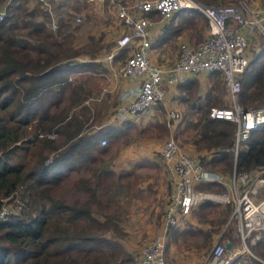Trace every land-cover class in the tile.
<instances>
[{"label":"trees","instance_id":"trees-1","mask_svg":"<svg viewBox=\"0 0 264 264\" xmlns=\"http://www.w3.org/2000/svg\"><path fill=\"white\" fill-rule=\"evenodd\" d=\"M47 1L50 3V0ZM196 1L219 5L236 0ZM25 2L0 0L3 7L0 19V205L5 199L17 198L21 201L18 211L0 220V264H110L112 259L113 264H117L114 258L118 256L121 258L118 262L130 261L131 256L119 242L104 235L110 226L115 237L119 226L117 214H113L115 211H103L108 204L102 203L97 193L99 180L114 173L100 166L101 158L97 156L105 153L106 146L99 141L101 138L105 142L116 139L136 119L148 117L160 102L152 103L124 120L99 125L91 131L85 130L82 125L87 120L88 107L82 100L89 92L79 85L81 81L74 82L68 76L69 72L77 71L76 76L80 75L86 82L93 74L94 66L89 61L71 62L69 58L79 54L77 50L73 53L52 51L50 44L56 41L55 36L62 35L67 25L60 22V27L52 33L46 26L47 12L42 2L35 0V8H27L23 5ZM19 12L26 17L22 19L23 33L16 23ZM38 15L39 19H36ZM175 17H198L206 22L203 14L196 9L175 11L167 24H171ZM175 34L177 30L173 32ZM205 73L209 78L215 77L216 85L222 82L218 71ZM237 79L240 83L236 95L238 103L243 107L264 105V44L258 52H249L248 62ZM171 87L175 88V96L180 103H188L189 108L196 112L184 128L190 136L183 137L182 141L192 144L197 153L196 160L201 165L229 175L234 164L235 171H246L251 175L259 173L264 177V122L251 130L233 161L234 123L210 118L207 114L210 105L222 106L220 101L211 95L210 90L205 93V105L193 101L196 99L194 92L199 87L197 74L187 75ZM65 91L68 94L63 100ZM171 122L170 126H175L174 121ZM80 167L90 172L88 176L78 175L72 181L73 186L83 192L82 199L76 197L67 202L51 194L68 172ZM128 173L125 170L121 175ZM171 186L161 212L162 224ZM193 186L199 191L222 189V185L213 187L206 181H194ZM205 199L192 204L186 213L177 211L175 222L166 229V236L177 232L181 221L195 204L214 206L206 203ZM230 209L231 204H227L225 213L227 210L230 213ZM95 212L101 214L103 220L94 216ZM80 221L84 228L76 226ZM212 231H207V234ZM256 244H261L264 252V232H260ZM103 252L107 256L100 263L99 253ZM90 254L93 255L87 260L82 259Z\"/></svg>","mask_w":264,"mask_h":264},{"label":"built area","instance_id":"built-area-1","mask_svg":"<svg viewBox=\"0 0 264 264\" xmlns=\"http://www.w3.org/2000/svg\"><path fill=\"white\" fill-rule=\"evenodd\" d=\"M39 1L50 13L48 1ZM116 4V15L123 31L116 38L114 48L129 51L115 73L126 79L129 85L118 92L111 118L121 121L152 103L161 102L164 95L162 82L173 85L187 75L218 71L228 104L209 106L207 114L210 118L234 123V161L239 146L249 138L251 130L264 122V105L243 107L236 99L240 89L237 75L248 62V36L257 33L264 39V2L257 5L250 0H236L228 4L208 5L194 0H135L129 5ZM181 8L196 9L203 14L207 27L205 37L196 45L179 42L171 65L164 67L153 63L149 59L148 28L154 21L149 16L155 15L159 21H164ZM2 16L3 11L0 10V19ZM74 20L79 22L80 17L75 16ZM56 25L51 21L49 26L55 28ZM111 57L109 54L108 59ZM177 115L172 111L168 113L169 118ZM99 142L104 144L105 139L101 138ZM158 154L162 159L173 161L171 168L176 178L168 194L162 228L143 245L135 257L137 264H166L164 244L167 227L175 222L177 211L186 213L202 198L231 204L228 220L233 222L242 247H245L250 233L264 232V194L257 197L260 188L264 187V177L235 171L233 164L225 182L221 173L202 168L195 157L183 153L172 137L162 143ZM194 181L217 182L223 184V188L217 192L194 190ZM5 200L0 205V220L12 212L10 206L3 205ZM13 201L14 205L20 206L19 199L14 198ZM224 253V243L214 242L207 254L208 263L228 264L229 259Z\"/></svg>","mask_w":264,"mask_h":264},{"label":"rangeland","instance_id":"rangeland-1","mask_svg":"<svg viewBox=\"0 0 264 264\" xmlns=\"http://www.w3.org/2000/svg\"><path fill=\"white\" fill-rule=\"evenodd\" d=\"M27 1L28 4H26ZM134 1L135 0H112V4L109 5L110 7H108L109 0L107 1L104 0L103 5L106 6H104L103 8L104 11L102 12L103 14L106 13L105 16L106 19H102L101 16L100 18H98L97 21L94 18V13H93L94 6L92 4L93 1L92 2L79 1L81 2L80 5L83 4V8L87 9L89 12L86 11L84 12L83 11L84 9L82 10L83 13L81 10H73L72 16L75 14L76 15L80 14L79 16H81L80 19L81 21L79 24H75L72 27H70V29L71 31H73V33L77 31H82L81 33L83 34V37L82 39L79 38V41H77V39H74L75 36L73 35L72 37H68L67 40L65 39V44L73 45L76 43H80L81 41L82 43L86 41L87 45H85L83 49H86L88 47L91 48L92 46L94 49H96L97 48L96 44L91 45V43H94L96 40H100L101 43H104V44H100L101 46H104V50L108 49L109 46H112L115 43L116 38L119 36L116 34L117 36L115 35L116 37L114 38L112 35L113 30L114 28H116L118 23L112 24L111 22H109L110 16L111 17L113 16L112 11L110 10H113L114 13L116 14L115 12L116 3L129 5ZM258 1H259L258 4L264 2V0H258ZM26 2L23 3V5H25L27 8L28 7L35 8L37 6L35 5L36 2L34 0L31 1L26 0ZM112 6L114 7L113 9ZM107 8L109 9V11H107ZM0 10L3 11L2 5H0ZM115 16L117 17V15ZM24 17L25 16H23L22 12H19L16 19L17 26L21 33H23L24 30V28L22 27V19H24ZM153 18L155 17L153 16ZM47 21L48 19H46L45 17L46 26H47ZM95 25L97 26L95 27ZM205 30H206V22H204L202 19L198 17H193L192 19H183L181 36H183L184 40L187 39L188 37L192 41L199 40L200 42L202 38L205 36ZM59 41H64V40L59 39ZM127 53H128L127 51L120 52L116 55L115 59H114L115 56L112 53V59H114L113 60L114 62L112 61V66L116 68L119 67V65L122 63ZM91 77H93V75H90V79H87L86 81L90 82L89 80H91V82L93 83L94 78ZM95 77L98 81H100L105 76L103 72L97 71ZM203 77L206 79V83L201 86L203 87V89H201V87H198V89H196V91L194 92V96L196 95V99L193 101L200 103V105L202 104L205 105L207 102L205 93L210 90L211 95L216 97L220 101V105H227L228 101L226 98L225 89L223 87L222 82H219V84L216 85L217 83H215V77L209 78L210 76L207 75ZM78 79H80V75L75 76L72 81L74 82L79 81ZM106 80L107 78L105 77V81ZM161 86L165 91L169 87H171V85H166L164 82L161 83ZM209 86H211L212 89ZM67 91H65V93L62 95L63 100H65V96L68 94ZM117 94L118 93L112 94L110 97L103 95V98H99V99L92 98V99H88L86 102L82 100V102H84L88 107L87 110L88 112L86 114L87 120L84 121L82 125L84 126L83 128L85 130L91 131L95 128L97 129L99 125L111 124L115 122V120H113L111 116L114 112V108L117 103ZM89 95L91 94L89 93ZM168 95L169 96L165 95L164 92L162 101L160 102L159 105H155V107L152 110V113L149 114L148 117L146 118L139 117L133 122L134 124H132L130 127L124 128V131L121 132L116 139L106 141L104 143V146H106L105 153L101 154L100 156H97L98 158L99 157L101 158L100 166L103 167V169H108V170L111 169L114 173L113 175L112 174L105 175V177L100 179L99 180L100 184L97 187V191H98L97 193L99 199L101 200L102 203L106 202L108 205L106 204L107 206H105L104 210L102 207H98V206L97 207L93 206V208L102 209L103 211L109 213L115 211V213L113 214H117L116 215V218L118 217L117 225L119 226L118 231L116 232L117 235L114 237L110 226L106 231H104V235L108 239L117 240L119 244L123 247V250L129 254L128 256L129 257L131 256L130 261H126V262L123 261L118 262L120 256L114 258V261L117 260V262L115 261L117 264H137L135 257L139 255L141 248L147 242V240L150 237H152L155 233H157L155 231L153 235L150 236L149 238L145 237L149 229L152 231V227H153L152 225L155 222L154 217L156 219V215H157L155 213H157L160 210L157 204L153 205L151 191H155L158 174L160 173L159 164L161 161L160 160L161 157L158 154V150L162 145V143L168 137H172L176 142V144L178 145L179 149L183 153L188 154L190 156H194L196 154L193 150V146L191 143L182 141L183 137L188 136L190 133V132L187 133L186 129L184 131L188 119H193L196 115V112L189 108L188 103H184V102L180 103V100L178 99V97L175 96V94H168ZM189 101L192 100L190 99ZM75 108L76 106L74 107V109ZM74 109L72 108V110ZM169 111L176 112L178 114L177 115L178 117L176 116L173 118H169L168 116ZM100 113L102 114V116ZM106 113L108 114V116L104 117ZM171 121H174L175 126L173 127L170 126V124L172 123ZM167 123L169 125H167ZM49 136L54 137L55 135L49 134ZM132 164L133 165L138 164V165L133 166ZM125 170L129 171V173L126 175H121V173ZM89 174L90 172H88V170L84 167L77 168V170L72 169L70 172L66 174V176L63 179H61L59 184L53 188L51 194L54 195L55 197H60L67 202H70L76 197L82 199L83 192L80 189L75 188L73 186L72 181L78 175L88 176ZM147 182L148 184L145 186L144 184ZM101 186H103L104 188L100 189ZM139 186L143 188L141 189L139 188ZM263 194H264V187H262V189H260V191L257 193V197H260ZM13 200L14 198L10 200L6 199L3 205L10 206L11 207L10 210L12 212H16L18 211V207L17 204L14 205ZM94 216H96L100 220H103L102 215L97 212L94 213ZM149 217L151 220H148ZM148 222H151L153 224L148 225L147 224ZM76 226L78 228L79 227L84 228V224L82 221L77 222ZM179 237L181 239L179 240L181 241L180 243L181 247L178 246L179 250L189 249L188 241L191 242L193 240L195 241L202 240L204 242V236L202 234H199L198 232L194 233L193 235H185L183 237L182 236ZM209 244L207 246L205 245L206 247L204 249V254L205 253L208 254V251L212 245ZM249 251L254 257L264 262V252H262V249L250 248ZM99 254L100 255L98 261H100L101 263L102 260L105 259L107 255L105 252ZM91 255L93 254H90L87 257H82V259L87 260V258H89ZM226 255L227 253H224L225 258L227 257ZM168 258H169L168 260L171 259L170 256ZM112 260H111L112 263L110 264H113Z\"/></svg>","mask_w":264,"mask_h":264},{"label":"crops","instance_id":"crops-1","mask_svg":"<svg viewBox=\"0 0 264 264\" xmlns=\"http://www.w3.org/2000/svg\"><path fill=\"white\" fill-rule=\"evenodd\" d=\"M31 1V0H30ZM35 1V0H34ZM79 1H93V6H94V18L97 21L98 18L102 16V19H106V13L103 14L102 11H104V6L103 2L104 0H50L49 6H50V13L46 10L47 16L46 19L47 21V26L50 29L51 32H54L60 25V22H65L67 27H64V31L61 36H55V42L50 44V48L52 51L60 50L64 51L67 50L71 53L74 52V50L79 51V54L74 55V57L69 58L71 62H78V61H89L92 66H94L93 69V77L94 82L92 83L91 80L90 82H85L82 81V78L80 77L81 82H79V85L83 88L84 91H88L91 95L88 94L87 98L84 99V102H86L88 99H99L103 98V95H106L107 97H110L112 94L118 93L122 88L126 87L129 85V82L122 78L119 77L115 71L116 67L112 66V61L116 58V55L120 53V51H117L114 46L115 43L112 46H109L108 49L104 50V46H101L100 40H96L95 44L97 46L96 49L93 48V46L90 48L83 49L85 45H87V42L82 41L80 43H76L73 45H66L65 44V39L67 40L68 37H72L73 35L75 36L74 39H77L79 41V38L82 39L83 34L81 33L82 31H77L73 33L71 31L70 27H72L75 24H79V22H75L74 18L75 16H79L80 14H73V10H83L84 12H89L87 9L83 8V4L80 5L81 2ZM107 1V0H105ZM252 4H257L259 3L258 0H250ZM28 4V1L26 2ZM112 4V0H109L108 7L109 5ZM32 5V4H31ZM116 5V11H117V4ZM85 7V6H84ZM29 8V7H28ZM114 7L112 6V9ZM82 11V13H83ZM107 11L109 9L107 8ZM112 11L113 16L109 18V22L112 24H117L116 28L113 30V37L115 38L117 35H120V33L123 31V26L121 24V21L115 16L116 14ZM115 11V12H116ZM153 16L155 18H153ZM71 17V18H70ZM81 19V16H79ZM149 18H152L154 21L148 28V39L151 42V48L149 50V59L153 63L159 64L161 66L167 67L171 65L176 57L177 53V48H178V43L179 42H186L190 45H196L198 41H192L188 37L187 39H183V36H181V30H182V21L183 19H179L177 17L173 18L171 21V24H167L169 21L167 20H162L159 21L158 17L155 15H150ZM36 19H39V16H36ZM54 21L57 25L55 28H51L50 22ZM49 22V23H48ZM120 22V23H119ZM96 23V22H95ZM167 24V25H166ZM97 25H95L96 27ZM109 26V24H108ZM62 28V26H61ZM177 30V34L173 35V32ZM172 32V33H171ZM207 33V27L205 30V35ZM117 34V35H116ZM116 35V36H115ZM181 36V37H180ZM205 37V36H204ZM203 37V38H204ZM202 38V39H203ZM58 39V40H57ZM59 39L64 40V41H59ZM248 51L251 53L258 52L263 44H264V39L257 33H253L252 35L248 36ZM155 42V43H153ZM60 44V45H58ZM94 44V45H95ZM99 44V45H98ZM91 45H93L91 43ZM68 46V47H67ZM73 46V47H72ZM98 49V50H97ZM117 51V52H116ZM125 51H129V49H125ZM70 53V54H71ZM92 55H90V54ZM115 56L114 59L109 60L108 55L112 54ZM68 59V60H69ZM114 62V61H113ZM97 71L103 72L104 76L107 78L105 81V77L102 78L100 81H98L95 77L97 74ZM68 78L70 80H73V78L78 74L77 71H72L69 72ZM206 76L205 72L197 74V80H198V86L201 87L206 83V79L203 77ZM90 79V77L88 78ZM223 84V83H222ZM99 87V88H98ZM98 89V91H97ZM203 89V87H201ZM165 95L169 96L168 94H176V90L174 87H169L166 91L164 90ZM105 99V98H104ZM107 103V101H106ZM166 106V105H165ZM167 107V106H166ZM101 114V113H100ZM102 116V114H101ZM108 116L106 113L104 117ZM146 117V116H145ZM111 119V118H110ZM197 153L193 156L196 159ZM160 173L158 174V179H157V184H156V189L155 191H151L152 199H153V205L157 204L159 207V211L155 214L156 219L154 217V224L151 222H148V225H152V231L149 229L148 232L146 233L145 237L149 238L150 236L153 235V233L159 232L162 228V214L161 212L163 211L164 204H165V198H166V193L169 187L172 185L173 181L176 178V175L171 168L173 161L172 160H165L160 158ZM200 164V162H199ZM201 165V164H200ZM202 168L206 170H210L208 168H205L203 165H201ZM213 171V170H211ZM220 173V172H219ZM222 174V173H221ZM225 178V182H227V176L225 174H222ZM252 175H258L259 173H255ZM208 182V181H206ZM192 182V187L193 186ZM212 183V186H216V184L222 185L221 183L217 182H209ZM148 184L145 183L144 185L146 186ZM225 185V184H224ZM139 188H143L139 186ZM262 189V188H260ZM140 190V189H139ZM221 190V189H220ZM206 191V190H202ZM219 191V190H218ZM206 192H217L213 190H207ZM156 202H155V201ZM207 200L206 203H212L214 206H209V204H204L200 205V203L195 204L190 212L186 214L184 221H181L180 225L178 226L177 232L172 235V233L168 234L165 237V246H164V253L166 254L165 261L167 264H209L207 261L206 254H204V249L205 247L209 244H213L214 242H226L228 241L229 247L225 248V253H227V258L229 259V264H257L254 263L253 260L256 262H259L261 264H264L261 260L258 258L254 257L249 249H256L260 248L262 249V245H257L256 240L259 238L260 233H250L248 237L245 240V247H242V243L240 239L237 236V233L235 231V227L232 224L231 221H229V212L227 210V214L225 213V207L228 203H221V202H215L213 203V200ZM214 207V208H213ZM217 214V215H216ZM226 214L225 219L222 221L223 215ZM216 216V217H214ZM215 218V219H214ZM211 219L215 221H211ZM148 220H151L150 217ZM156 223V224H155ZM155 225V226H154ZM213 229L210 234H207V231ZM146 231V230H145ZM150 231V232H149ZM198 232L199 234H202L204 236V242L202 240L200 241H188L189 243V249H182L179 250L178 246L181 244V240L179 236H185V235H193L194 233ZM192 233V234H191ZM207 234V236H205ZM257 234V235H256ZM178 235V236H177ZM179 237V239H178ZM172 239V240H171ZM179 242V243H178ZM207 242V244H206ZM183 243V242H182ZM186 243V242H184ZM179 244V245H178ZM206 245V246H205ZM181 247V246H180ZM170 260H168L169 256ZM168 256V257H167ZM167 259V260H166Z\"/></svg>","mask_w":264,"mask_h":264},{"label":"water","instance_id":"water-1","mask_svg":"<svg viewBox=\"0 0 264 264\" xmlns=\"http://www.w3.org/2000/svg\"><path fill=\"white\" fill-rule=\"evenodd\" d=\"M224 246H225V248H228L229 247L228 241L224 242Z\"/></svg>","mask_w":264,"mask_h":264}]
</instances>
